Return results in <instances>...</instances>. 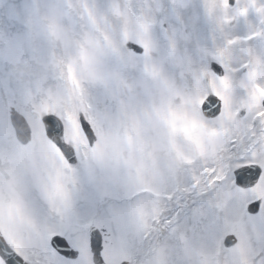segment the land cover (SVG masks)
Listing matches in <instances>:
<instances>
[{"label": "snow or ice", "instance_id": "6c2138e0", "mask_svg": "<svg viewBox=\"0 0 264 264\" xmlns=\"http://www.w3.org/2000/svg\"><path fill=\"white\" fill-rule=\"evenodd\" d=\"M223 3L238 8L239 16L257 17L261 28L246 39L264 36V0L242 8L240 0ZM44 6L42 0H25L15 17L0 21V264H161L151 259L155 230L168 238L182 222L193 220L189 227H195L197 209L210 207L229 182L232 157L264 141V98L257 103L264 89L256 85L246 101L234 102L231 89L219 86L227 87L229 73L239 69L217 52L207 68L216 90L180 96L164 78L163 60L153 55L160 39L154 34L157 18L166 7L176 9L175 0L139 7L132 0H95L94 7L80 0L78 18L51 16L84 36L80 56L65 52L47 94L29 91L17 99L21 93L10 84L7 65L57 55L42 30L38 10ZM56 6L66 12L73 4L56 0ZM114 15L125 21L123 30L109 24ZM178 25L173 17L162 37L178 34ZM248 75L254 77L255 70ZM21 103L40 113L39 127L27 122ZM178 116L194 123L199 143ZM174 145L192 154L180 181L170 166ZM231 176L246 192L242 221L204 264H264V192L255 191L264 183V164L248 163ZM190 193H196V208L187 203ZM90 213L99 219H87ZM57 224L68 231H49ZM186 242L185 236L181 244Z\"/></svg>", "mask_w": 264, "mask_h": 264}, {"label": "rangeland", "instance_id": "374dc122", "mask_svg": "<svg viewBox=\"0 0 264 264\" xmlns=\"http://www.w3.org/2000/svg\"><path fill=\"white\" fill-rule=\"evenodd\" d=\"M25 0H0V21L7 22L10 18L15 17L19 11V6L24 3ZM73 7L68 9L66 12H61L56 6V0H42L45 5L41 7L39 15L42 20V30L47 36L48 43L57 49V55L55 58L52 57H30L23 61H11L6 68L7 78L12 85L16 88L21 95L17 99L22 100L26 98L29 91L34 94L43 93L47 94L49 91V86L52 83L50 81V76L57 69V66L62 62L66 61L65 52L67 51L71 57H79L84 45V36L76 35L66 20H57L53 22L51 16L56 14L57 16H71L78 18L81 15L82 9L80 8V0H71ZM90 7H94L95 0H87ZM101 2H108V0H101ZM112 2H117V0H112ZM118 2L123 5L126 0H118ZM138 7L142 4H147L149 0H132ZM167 2V0H165ZM185 3V2H184ZM204 6L206 4H203ZM220 9L221 4L217 3ZM245 3H241V7H244ZM207 10L203 9L202 12ZM189 12V11H187ZM180 13L179 8L172 10L170 7H166L165 11L159 14L157 18V23L162 20L167 19L170 16H175ZM197 13L196 5L194 4V12ZM164 14V16H163ZM192 20H196L190 17ZM197 21V20H196ZM201 21V24H200ZM84 23H87V18H85ZM209 23V24H208ZM109 24L112 26L113 30H123L125 21L117 16H113ZM162 24V22H161ZM160 24V27H161ZM205 26L208 27L205 28ZM199 29L213 33L216 31L210 25V19L198 21ZM165 30H154V34L160 39L156 42L153 55L159 63L163 60V75L166 79L168 85L180 96L187 97L196 93L206 94L207 89L216 90L217 85L211 77V74L207 72V64H202L200 56V49L205 50L204 46H200V49H196V54L194 55V42L187 45L185 48L183 46V39L186 38L185 35H181L179 32L175 36L169 33L168 39L165 40L162 36ZM218 34V33H216ZM239 35V34H237ZM194 39H198V34H194ZM198 41V40H197ZM218 48L217 52H223L220 45H216ZM175 48V52L169 55L171 49ZM224 53V52H223ZM202 55V54H201ZM198 60V61H197ZM238 63L228 64L231 68L237 69ZM204 75L201 76V73ZM236 71L229 73L231 79H229L227 87L219 86L224 88L227 92L231 89V97L234 102L237 103L238 100L242 101L247 98L243 94L246 86L251 84L249 78L237 77L232 78ZM3 73L0 72V76ZM196 76L200 79L197 80ZM61 88H67L68 85L64 81L59 82ZM54 91V89H53ZM88 95H92V90L88 89ZM239 101V102H240ZM238 102V103H239ZM176 104L181 103L180 99L175 101ZM20 111L28 117V122L33 125V127H39L38 121L40 118V113H33L29 107H26L23 103L19 105ZM179 119L193 140L199 143V136L196 132L194 123L187 118V116H178ZM176 155L171 161V170L173 175L178 181L182 180V169L185 162H190L192 159V154L186 152L183 146L176 147ZM247 146L242 149V153L246 152ZM240 151V152H241ZM239 152V153H240ZM160 155V153H158ZM238 155V154H235ZM182 157V158H180ZM248 162L252 161L255 163L264 164V149L255 151L249 158ZM234 163V162H233ZM242 163H234L233 168L228 165V171L230 180L225 184L220 190V194L210 201L211 206H204L198 208L195 214V227H189L193 224V220L188 221V225L183 222L175 230V232L168 238L160 235V230L156 229V239L153 244V252L151 254V259L159 260L161 264H168L169 260L175 259L179 261V264H204L205 259L214 258L217 250L220 247V242L222 237L227 231L233 227H237L239 230V224L242 221L243 210L241 203L246 199V192L237 189L232 183V171L239 168ZM256 192H264L261 189L255 190ZM232 193L229 196L228 193ZM196 196V193L188 194L187 203L191 205V208H196V204L192 200ZM208 193H204V198L207 199ZM191 208L189 209V215H192ZM183 211V205L181 204L176 208L177 213ZM87 219H99L92 215L91 213ZM49 231H68V229L63 225H54ZM186 236L187 242L181 244V240ZM73 244L78 243L75 237H69ZM217 248V249H216Z\"/></svg>", "mask_w": 264, "mask_h": 264}, {"label": "flooded vegetation", "instance_id": "af4514ba", "mask_svg": "<svg viewBox=\"0 0 264 264\" xmlns=\"http://www.w3.org/2000/svg\"><path fill=\"white\" fill-rule=\"evenodd\" d=\"M185 3L183 6H181V10L183 12L190 10L192 6L195 4L196 7H200L201 2L205 0H183ZM210 3L214 0H209ZM246 1L247 4L250 2V0H240ZM222 4V8L224 9L222 11V19L226 22L227 27L225 26L224 29L227 32V28L234 30L235 24H237L239 21L242 23L240 32H243V34H240V37L244 38V45H245V55H246V64L251 65L250 68H247L246 76L249 78L248 73L255 70V76L252 77L250 80H254L257 77V71L256 67L260 68V76L259 79L261 81V88L264 89V36H256L254 39L248 40L246 39L247 36L251 34H255L258 32L261 28V25L258 23V19L254 14H249L248 16H239L237 15V8H226L223 0L220 1ZM236 0H230V3L235 4ZM246 5V4H245ZM196 19V16L189 15L185 16L184 18L181 17V28L183 29H190L189 26H198V23L196 20L190 19ZM206 19L209 17H198V19ZM201 24V21H200ZM193 28V27H191ZM208 28V27H207ZM264 98V95H258L257 96V102H259L260 99Z\"/></svg>", "mask_w": 264, "mask_h": 264}, {"label": "water", "instance_id": "95a60500", "mask_svg": "<svg viewBox=\"0 0 264 264\" xmlns=\"http://www.w3.org/2000/svg\"><path fill=\"white\" fill-rule=\"evenodd\" d=\"M20 118V117H19ZM20 119H22V118H20Z\"/></svg>", "mask_w": 264, "mask_h": 264}]
</instances>
